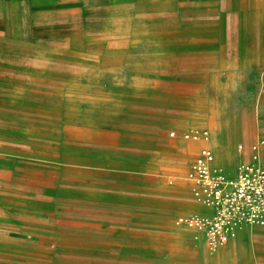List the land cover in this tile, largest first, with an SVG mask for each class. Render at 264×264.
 <instances>
[{
  "label": "rangeland",
  "instance_id": "1",
  "mask_svg": "<svg viewBox=\"0 0 264 264\" xmlns=\"http://www.w3.org/2000/svg\"><path fill=\"white\" fill-rule=\"evenodd\" d=\"M251 62L264 65V0L0 2V264H221L206 260L197 221L214 211L189 176L203 149L231 178L253 161L264 70L223 79L220 94L193 78L195 112L208 95L219 111L256 116L245 163L217 148L216 135L185 139L204 133L193 128L131 136L117 150L83 142L115 104L150 108L137 91L146 81Z\"/></svg>",
  "mask_w": 264,
  "mask_h": 264
},
{
  "label": "crops",
  "instance_id": "2",
  "mask_svg": "<svg viewBox=\"0 0 264 264\" xmlns=\"http://www.w3.org/2000/svg\"><path fill=\"white\" fill-rule=\"evenodd\" d=\"M5 1L7 0H0V2ZM198 48V46L191 45L193 50ZM193 50H190L192 54ZM263 70L264 65L259 67L256 62H251L249 67H236L229 69V71L217 69L198 72L194 69L185 71L180 69L172 77L161 76L159 80L146 81L147 86H138L137 91H147L152 103L151 107L147 110L140 107L125 110L120 104H115L112 108L111 119L98 118L92 121L91 125L98 130L97 136L84 141L83 144L107 150H117L120 149L123 142L131 139V136L133 140L144 143L145 139L149 137L159 138L171 129L193 128L200 129L210 135H216L217 140L214 143L217 148L229 150V158L235 155L245 163L250 158V152L247 151L243 155L240 149L248 148L252 143L255 134L252 123L255 122L253 118L256 116L241 112L225 113L219 111L210 102L214 101V98L210 99L208 95L204 97L206 104L202 111L195 112L192 98L193 78L200 73L208 88L211 86L215 90L217 87L220 94L224 92L220 85L223 79L226 78L225 82L234 84L244 74L246 78L252 80L257 78L258 74L261 76ZM204 146L206 143L200 147ZM187 150L189 152V145ZM262 160L264 164L263 152ZM207 211L212 213L210 209ZM208 254L211 256L217 254V260L221 264H264V230H258L254 233L246 230L237 240L218 252L209 253L206 251V260L209 258Z\"/></svg>",
  "mask_w": 264,
  "mask_h": 264
},
{
  "label": "built area",
  "instance_id": "3",
  "mask_svg": "<svg viewBox=\"0 0 264 264\" xmlns=\"http://www.w3.org/2000/svg\"><path fill=\"white\" fill-rule=\"evenodd\" d=\"M208 137L207 132L184 136L187 140L207 141ZM263 147L261 140L254 147L253 161L241 165L234 178L216 169L214 155L208 149H203L195 159L189 177L198 186L196 198L214 211L212 217L197 221V227L205 229L207 246L213 253L227 247L246 230H264Z\"/></svg>",
  "mask_w": 264,
  "mask_h": 264
},
{
  "label": "bare ground",
  "instance_id": "4",
  "mask_svg": "<svg viewBox=\"0 0 264 264\" xmlns=\"http://www.w3.org/2000/svg\"><path fill=\"white\" fill-rule=\"evenodd\" d=\"M222 170V169H221Z\"/></svg>",
  "mask_w": 264,
  "mask_h": 264
}]
</instances>
